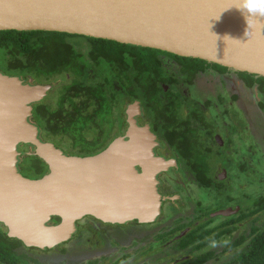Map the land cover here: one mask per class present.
<instances>
[{"label": "flooded vegetation", "instance_id": "1", "mask_svg": "<svg viewBox=\"0 0 264 264\" xmlns=\"http://www.w3.org/2000/svg\"><path fill=\"white\" fill-rule=\"evenodd\" d=\"M64 41L83 63L80 71L68 67L53 76L63 83L53 105L45 99L55 91L53 80L13 66L9 53L0 55V73L30 75L48 86L32 104L31 115L38 114L37 105L56 108L65 96V115L85 118L79 136L88 142L112 137L92 144L90 154H78V138L46 140L55 145L53 138H68L70 149L60 150L69 155L103 150L124 134L127 110L134 109L137 123L147 124L159 141L156 154L167 161L156 174L161 203L146 222L133 217L124 225H104L85 217L70 239L44 249L5 239L6 228L0 225V264H226L241 259L250 240L264 230V76L159 50L154 57L147 52L146 72L133 65L129 81L115 64L97 62L92 52L98 50L82 35L68 34ZM30 166L23 157L16 163L22 176L39 178L30 175L35 174Z\"/></svg>", "mask_w": 264, "mask_h": 264}, {"label": "water", "instance_id": "2", "mask_svg": "<svg viewBox=\"0 0 264 264\" xmlns=\"http://www.w3.org/2000/svg\"><path fill=\"white\" fill-rule=\"evenodd\" d=\"M239 0H0V31H51L203 59L264 76V16L242 15ZM30 76L0 73V225L8 238L39 249L67 241L90 217L124 225L149 221L162 197L166 160L157 137L127 110L124 134L100 152L69 155L43 140L31 106L47 92ZM35 156L39 178L16 163ZM58 216L59 221L55 220Z\"/></svg>", "mask_w": 264, "mask_h": 264}, {"label": "trees", "instance_id": "3", "mask_svg": "<svg viewBox=\"0 0 264 264\" xmlns=\"http://www.w3.org/2000/svg\"><path fill=\"white\" fill-rule=\"evenodd\" d=\"M65 36L68 34L51 31L3 30L0 31V55L9 53L13 66L23 67L26 72L38 79L52 81L55 79L53 76L62 73L63 70L66 71L68 67L78 70L79 65L83 63L82 56L72 48L70 43L64 41ZM82 37L91 42L94 48L98 50L97 53L92 52L97 62H103L106 67L115 64L117 72L122 75V79L129 81L133 78L131 76H133L134 64L140 65L144 72L147 68L142 67V65L151 64L148 61L149 58L146 59L147 52L153 57L156 53H160L159 50L151 48L127 45L106 39ZM17 55H23V58H18ZM143 71L140 70L139 73L141 74ZM63 99L65 96H60L56 108L45 104L37 105L38 114L32 115L40 127L43 140H52V137L56 135H66L74 141L78 138V142H75L79 148L78 154H90L95 149L92 144L107 143L112 138L109 135H100L88 142L79 136L80 130L84 126L82 120L85 118L66 116L63 109ZM100 137L102 142L99 140ZM23 158L30 162L31 166L28 169L35 173L30 175L40 177L48 171L46 164L38 157L24 156ZM3 236L5 239H10L5 233ZM226 264H264V230L250 240L241 259Z\"/></svg>", "mask_w": 264, "mask_h": 264}, {"label": "rangeland", "instance_id": "4", "mask_svg": "<svg viewBox=\"0 0 264 264\" xmlns=\"http://www.w3.org/2000/svg\"><path fill=\"white\" fill-rule=\"evenodd\" d=\"M102 63V62H100ZM104 65V63H102ZM105 66V65H104ZM53 85L55 88V91L52 95H49L45 98L47 101V103H50L53 105L54 101L56 100L57 94L61 91V87L63 85V83H61V79L60 78H56L53 80ZM53 140L55 141L54 144L58 146L59 149L61 150H69V139L66 137H62V136H57L55 138H53ZM27 167V166H25ZM263 191H264V187H263ZM261 217H264V213L261 215ZM237 235V232L234 233V237Z\"/></svg>", "mask_w": 264, "mask_h": 264}, {"label": "clouds", "instance_id": "5", "mask_svg": "<svg viewBox=\"0 0 264 264\" xmlns=\"http://www.w3.org/2000/svg\"><path fill=\"white\" fill-rule=\"evenodd\" d=\"M235 7L242 15L247 13V16H264V0H239V6Z\"/></svg>", "mask_w": 264, "mask_h": 264}]
</instances>
